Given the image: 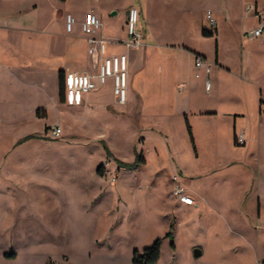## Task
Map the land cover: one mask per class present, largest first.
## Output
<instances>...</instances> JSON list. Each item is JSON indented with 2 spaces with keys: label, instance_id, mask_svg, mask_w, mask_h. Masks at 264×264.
Wrapping results in <instances>:
<instances>
[{
  "label": "rangeland",
  "instance_id": "1",
  "mask_svg": "<svg viewBox=\"0 0 264 264\" xmlns=\"http://www.w3.org/2000/svg\"><path fill=\"white\" fill-rule=\"evenodd\" d=\"M87 1L101 7L117 35L128 8L143 5L139 26L157 47L142 76L136 73L142 102L134 110L133 102L120 104L107 81L95 91L93 112L75 120L69 106L56 109L50 91L23 88L21 81L54 80L52 64L63 51L56 21L62 5L0 0V264H134L135 250L158 239L156 264H264V113L254 119L256 99H264V45L259 37L245 41L258 24L254 4L264 9V0H68L64 6L83 8ZM184 46L206 57V67L196 68ZM119 49L109 45V52ZM41 103L49 118L35 116ZM183 106L191 109L194 143ZM210 109L246 111L238 124H254L256 137L235 144L233 117L200 113ZM54 124L62 135L51 144L60 147L12 149L26 129H34L37 144H49L38 131ZM140 155L146 161L136 163ZM177 183L192 205L174 193Z\"/></svg>",
  "mask_w": 264,
  "mask_h": 264
},
{
  "label": "crops",
  "instance_id": "2",
  "mask_svg": "<svg viewBox=\"0 0 264 264\" xmlns=\"http://www.w3.org/2000/svg\"><path fill=\"white\" fill-rule=\"evenodd\" d=\"M57 1L59 3H61V5H62L61 6L62 8L58 9V11L56 13V21H57L59 28L61 30V33L57 34L58 35V37H57L58 41L57 42L59 44V47L60 48L62 47L63 51L58 54V58L52 64L51 73H53V75H54V80L51 84L47 83L45 80L40 81L38 83L37 82L33 83L30 81H21L20 85L23 88H27L28 90L30 88H32V86H34V87L39 86V88L41 90H43V96H45L50 91V94H52V96H53V101L56 102V104H57L58 108H56V109L60 108V110H65L62 108V106L67 105V104L64 102V100L63 101L61 100L60 73L63 74V79H64L65 73L69 72V71L90 72V69L91 70L93 69L91 72H95L97 69V67L94 64V58L89 54V51H88L87 37L82 30V21L84 19L85 14L89 11H94L95 14L98 17L102 18V20H103V26L99 30L98 35L107 40V54L110 55V54H118V53H122V52H129V84H128L129 88H128V98H127L126 105L133 102V110L136 109V107L138 108L139 104L142 102V98L136 100V96L139 97V95H140V93L137 91V88H139V87L135 82V79L137 76L136 73L138 74V72H139V75H140L139 77H141L142 76L141 72L147 66V64L149 62L148 60L153 55H156L155 49L157 46H156V43H154V40L151 38V36L148 35L146 31H142L140 26H139L141 32L144 34V44L139 48H133V49L128 50L125 43H124L126 38H127V26L126 25L124 26V32L122 33V35H117L113 30H111V28L107 27V22H106V19L104 18V11L101 9V7L97 3L87 1V3L85 4V6L83 8H76L73 6H67V5L64 6L65 4L68 3V0H64V1L63 0H57ZM132 6H137V5L133 4ZM36 7H37V4L33 3L30 8L34 9ZM137 7L140 9V13L144 14L145 9H144L143 5L141 7H139V6H137ZM142 8L144 9L143 13H142ZM254 8H255V15L257 18L256 22H258V24H259L260 18L257 15V12L260 13V15L262 17H264V9L262 7L261 8L259 7L258 2H255ZM129 9L130 8H128V13H129ZM67 14H72L76 19V22H75L73 29L71 31H68L67 27H66V16H67ZM211 14H212V11H211ZM127 18H128V16H127ZM215 22H216V20H215ZM258 24H257V26H258ZM216 25H217V22H216ZM26 30H29V29H26ZM217 31H218V29H217ZM245 32L248 33V31H245ZM210 33H212V32H210ZM256 38L257 37H250V39H245V41L254 40ZM257 39H259L260 43L264 45V33L261 36H259V38H257ZM110 44L112 46H120V49L116 50V51L109 52V45ZM184 49H186L187 51H190L194 54L193 64L196 68L200 69V68H203V66L206 67L205 65H203L200 68L196 66V64H195L196 54H199V53H196L195 50H193L187 46H184ZM161 55H163V53ZM87 56L89 57V61L91 62L90 64H88ZM205 59H206V57H205ZM216 63L219 64V56H217ZM198 74L199 73H197V77L200 76V74L199 75ZM181 76H183V74L180 72L179 77H181ZM207 76H208L207 74L205 76V72H204V84L206 82ZM107 81L110 82L111 92H112L113 96L116 97L114 94V81H113V79L109 78ZM146 82L147 81L143 82L142 84L145 85ZM181 84H183L182 87H181ZM134 85L136 88L134 87ZM49 86H50V88H49ZM184 86H185L184 82H180L178 84L179 88H183ZM96 90L85 93L84 97H83L82 104L77 105V106L67 105L70 107L71 111H75L78 114L76 116L75 120L78 119L80 116H85V118H87V116L93 112V107H94V102H95L94 94H95ZM140 90H142V92H143V90H144L143 87H141ZM107 108H110V105H107ZM181 108L182 109L180 112L183 115L186 129H187L186 117L188 118L189 123L192 127V124H191L190 118H189V112L191 109H188V107H186V106H183ZM33 111H34L35 116L38 118H49L50 113L47 110V107L45 106V104H43V103H41L37 107H35L33 109ZM65 111H67V110H65ZM193 113L197 114V112H195V111ZM200 113L201 114L216 115V116H218L219 114H223L224 116L227 117V119H231L233 117L232 120L235 124L234 136H235V134L238 135V130H239V133L243 134L244 138H245V136L247 138H251L250 139L251 141H252V138L254 140V138L256 137L255 136L256 129H255L254 124L249 126V127L240 126L238 124L240 119H242L243 117H246V115H247L246 111H244V110L230 109V110H226V111H224V110L221 111V109H210L207 111H200ZM263 113H264V99L260 98V101H259L257 98L256 102H255V115H257L256 117H254L255 121L257 119H259V117H260V119H262ZM58 118H60V117L58 116ZM63 119H65V117ZM192 130H193V128H192ZM33 131H34V129H26L22 133H20L16 137V139L13 141L12 149L19 148V147L25 146V145H35V146H38L41 148H47V149L51 148L52 146L60 147L59 145L57 146L56 144H51L53 141H57L56 140L57 138L52 137L49 133V130L46 131L45 129H43L42 132L38 131V133H39V135H42V137L46 138L47 142L49 144L44 145V146L37 144L36 142L39 139L36 138V135L31 134V133H34ZM187 131H188V129H187ZM234 143H235V141H234ZM246 143H247V139L245 138L244 145ZM75 149H77V148H75ZM145 161H146V159H145ZM188 205H192V204H188Z\"/></svg>",
  "mask_w": 264,
  "mask_h": 264
},
{
  "label": "built area",
  "instance_id": "3",
  "mask_svg": "<svg viewBox=\"0 0 264 264\" xmlns=\"http://www.w3.org/2000/svg\"><path fill=\"white\" fill-rule=\"evenodd\" d=\"M260 18L258 26L250 30L251 37H259L264 33V17L257 12ZM208 17L215 25V19L209 13ZM140 9L137 6H131L127 18V38L125 45L127 49L139 48L144 44V34L139 28ZM76 22L72 14L66 16V27L68 31L73 29ZM103 23L93 12L85 14L82 21V30L87 37L89 54L94 58V64L97 67L95 72H77L69 71L64 76V102L69 106L82 104L85 93L98 89L100 84L106 83L109 78L114 81V94L120 104H126L128 98L129 84V52L118 54H107V40L98 35ZM205 60L199 54L196 55L195 64L197 67L205 65ZM209 66L207 67V78L205 87L207 91L212 88V81L209 77ZM199 75V74H198ZM183 84H181V87ZM49 133L54 138L62 135V127L59 124L50 126ZM239 144H244L243 134L237 135ZM178 180V176L174 177ZM174 193L179 196V200L185 204H193L194 199L187 193L184 186L179 183L174 188Z\"/></svg>",
  "mask_w": 264,
  "mask_h": 264
},
{
  "label": "trees",
  "instance_id": "4",
  "mask_svg": "<svg viewBox=\"0 0 264 264\" xmlns=\"http://www.w3.org/2000/svg\"><path fill=\"white\" fill-rule=\"evenodd\" d=\"M64 1V0H63ZM208 32L206 29L203 30V34L207 35ZM60 84H61V100H64V90H65V84H64V79H63V74L60 73ZM186 126L188 129V133L190 135L191 140L194 143V135H193V130L192 127L189 123L188 118L186 117ZM234 141L235 144H239L237 141V135L235 134L234 136ZM107 152L109 155L112 156V153L110 150L107 149ZM145 162V159L142 155L137 157V162L136 163H141ZM120 166H126L125 163L119 162ZM99 172H101V169H98ZM167 236L173 237V231H169L167 233ZM174 246V243H172ZM161 258V241L160 239L156 240L151 246L145 248L142 252H138V250H135L134 252V257H133V262L134 264H156ZM46 264H52V262H48Z\"/></svg>",
  "mask_w": 264,
  "mask_h": 264
},
{
  "label": "water",
  "instance_id": "5",
  "mask_svg": "<svg viewBox=\"0 0 264 264\" xmlns=\"http://www.w3.org/2000/svg\"><path fill=\"white\" fill-rule=\"evenodd\" d=\"M194 254H195L196 256H200V255L202 254V251H201L199 248H195V250H194Z\"/></svg>",
  "mask_w": 264,
  "mask_h": 264
}]
</instances>
